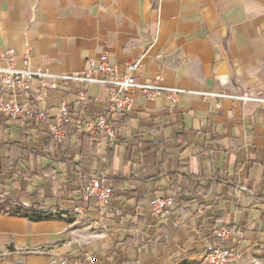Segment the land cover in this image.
I'll return each mask as SVG.
<instances>
[{
	"label": "crops",
	"instance_id": "crops-1",
	"mask_svg": "<svg viewBox=\"0 0 264 264\" xmlns=\"http://www.w3.org/2000/svg\"><path fill=\"white\" fill-rule=\"evenodd\" d=\"M18 66L52 76L88 70L106 55L118 75L139 61L137 79L181 90L136 96L124 116L106 110L114 90L52 78L15 98L49 117L65 102L70 124L104 115L113 144L76 134L66 160L49 121L0 115V264H51L84 254L86 264H202L213 247L233 264H264V102H204L198 92L264 99V0H0V50ZM12 99L9 94L0 96ZM89 136V135H88ZM105 176L113 194L102 208L81 200L85 183ZM177 194L168 220L148 211L153 196ZM29 207L63 218L32 222ZM81 208L82 218L75 212ZM225 227L224 241L214 232Z\"/></svg>",
	"mask_w": 264,
	"mask_h": 264
},
{
	"label": "built area",
	"instance_id": "built-area-1",
	"mask_svg": "<svg viewBox=\"0 0 264 264\" xmlns=\"http://www.w3.org/2000/svg\"><path fill=\"white\" fill-rule=\"evenodd\" d=\"M17 53L13 48L0 50V96L9 94L12 99L0 97V115L7 119L24 118L29 122L49 121L48 132L56 144H62L66 137V128L70 124L69 107L65 102L58 106L57 113L49 117L46 112L37 109L34 105H25L15 97L19 93H25L32 89L36 82L42 84L45 77L52 78L50 89H56L57 85L64 82L95 83L110 86L114 92L109 97L106 110H114L118 115L124 116L132 111L136 96H143L147 101H153L157 96L174 104L181 90L159 86L156 82H140L137 73L140 68L139 61H133L126 65L127 72L118 75L116 68L111 66L106 55L97 59L88 60V70L79 74L52 76L48 72L33 69L29 66V55L23 57L22 65L16 62ZM204 102L218 100L214 110H221V100H229L233 106L247 102L263 103L264 99L255 98L247 93L234 94L226 91L198 92ZM76 134L89 135L100 144H113L117 138L118 128L103 114L86 118L82 123L74 127ZM112 188L103 174L93 176L81 192V200L84 203L93 204L98 208L104 207L111 199ZM175 194L167 196H153L148 202L150 216L157 221L168 220L174 208ZM75 212L82 218L85 213L81 208ZM215 238L224 241L232 236V231L221 227L214 232ZM236 256L231 250L222 247H213L206 250L201 259L202 264H233ZM94 258L84 254L70 259H62L51 264H86L93 262ZM122 264V263H112Z\"/></svg>",
	"mask_w": 264,
	"mask_h": 264
},
{
	"label": "trees",
	"instance_id": "trees-1",
	"mask_svg": "<svg viewBox=\"0 0 264 264\" xmlns=\"http://www.w3.org/2000/svg\"><path fill=\"white\" fill-rule=\"evenodd\" d=\"M75 136H76V131H75L74 127H72L71 129L68 130L64 142L62 144H59V155L61 157V160H63V161L66 160V155L68 153V149L70 146V139L72 137H75ZM82 138L84 140L87 139L89 142H91V140H92V138L90 136L85 135V134H82ZM89 181H90V179L85 183L84 188L86 187V185L88 184ZM176 196H177V194H176ZM10 213L12 215H16V216L26 218L32 222L47 221V220H51V219H61V220L70 221L68 218H63V216H62L63 214H61V213L53 214V213L43 212L41 210H35V209L29 208V207H24V208L18 207V208H15L14 210H12Z\"/></svg>",
	"mask_w": 264,
	"mask_h": 264
}]
</instances>
